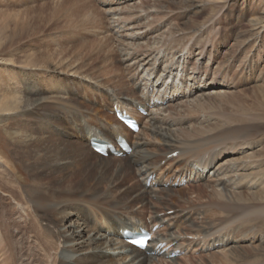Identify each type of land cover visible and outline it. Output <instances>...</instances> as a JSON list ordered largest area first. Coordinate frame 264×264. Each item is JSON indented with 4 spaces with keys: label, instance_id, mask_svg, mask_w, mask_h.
Listing matches in <instances>:
<instances>
[{
    "label": "rangeland",
    "instance_id": "1",
    "mask_svg": "<svg viewBox=\"0 0 264 264\" xmlns=\"http://www.w3.org/2000/svg\"><path fill=\"white\" fill-rule=\"evenodd\" d=\"M131 33H139V38L130 39ZM133 51L138 52L137 59L131 55ZM145 54L149 58L142 61ZM131 75L138 81L150 75L153 87L178 97L165 104H170L167 116L177 126L214 128L226 135L240 132L241 136H234L236 150L224 153L218 162L228 160L226 166L234 170L245 165L251 159L247 154L254 152V169L263 176L264 0H0V104L4 106L0 109V118H4L0 122V264L8 258L18 264L20 251L28 258L23 264H35L31 251L20 248L23 244L35 245L44 254L31 228L23 233L21 240L25 242L19 243L17 211L28 222L59 231L55 218L45 217L42 208L35 214L31 196L39 198L43 207L40 199L46 191L68 198L85 192L84 198H88L95 191L112 190L107 203L96 202L98 209L115 200L126 203L137 185H142L135 171L124 173L115 186L108 184L111 170L127 156L95 157L89 152L92 148L84 129L77 126L79 119L90 124L91 111L99 113L100 120L91 122L97 129L100 121L107 124L110 118L115 120V105L107 101L105 84L127 80L131 85ZM195 77L199 84L192 80ZM38 134H42L46 154L34 152L33 157ZM135 135L126 131L129 140ZM242 143L252 148L242 147ZM100 162H110L105 173L89 168V164ZM168 165L161 161L162 169L153 175L169 176L174 170H168ZM99 175L103 176L96 177ZM239 180L242 188L233 196L214 194L210 189L199 192L193 187L196 183L188 187L184 183L173 186L170 199L178 208L199 212L197 220L240 239L241 252L236 251L234 258L249 255L251 261L259 257L264 246V177L256 187L248 186L244 178ZM74 205H70L73 214L64 223L65 230L74 223L82 224L78 219L80 206ZM150 207H145L146 220H152ZM93 211L88 207L85 215ZM101 222L106 226V220ZM59 242L56 247L62 245ZM222 248L230 245L222 242ZM206 249L204 254L216 251L211 243ZM109 251L116 257L120 250ZM61 252V246L51 250L45 264H56V254ZM191 252L198 255V250ZM225 255L209 259L217 264L236 263ZM178 261L186 264L185 259Z\"/></svg>",
    "mask_w": 264,
    "mask_h": 264
},
{
    "label": "bare ground",
    "instance_id": "2",
    "mask_svg": "<svg viewBox=\"0 0 264 264\" xmlns=\"http://www.w3.org/2000/svg\"><path fill=\"white\" fill-rule=\"evenodd\" d=\"M132 34L133 33L129 35L130 39L139 38V33L135 35ZM136 53L138 52L133 51L131 55L135 54L137 59L139 55ZM148 55L145 54L143 59L141 58L142 61H146ZM154 65H156V62ZM170 72H172V70H170ZM152 74H154V72ZM174 75L179 76L178 73ZM122 77L124 78V76ZM130 79L131 85L127 83V80L126 82H110L109 84H105L106 89H103L109 97L107 99L108 103L111 102L116 108L127 110L138 119L141 127L137 135H135V139L129 140L126 137V131L132 132V130L130 131L117 118L115 120L110 118V121L105 120L108 122L107 124H104V120L100 121L101 126L98 127V129L94 127L91 122L94 120L98 121V119L100 120L98 117L99 113H96V111L88 112L90 124H86L79 119L77 121V126L81 131L84 129L89 144L94 138L102 139L111 146L108 147L109 150L114 148L116 153H123L124 156H127V158L119 159L120 163L111 170V177L107 179L108 184L112 183V185L115 186L117 180L121 178L124 173L135 171L139 178L143 180L142 185L140 183L137 185V189L133 190L132 195L127 198L126 203H122L119 200H112L113 202H109L107 208L98 206V209L94 207V205L107 203L106 199L114 193L112 190L108 193L95 191L88 196V198H84L86 197L84 194L85 192L79 193L81 195L68 198L66 195L64 197H58L56 194L53 195L46 191L45 196L40 199V203L44 205L43 207L39 204V198L35 199L31 196L29 201L32 203L34 211L36 212L38 209L42 208L45 212V217L47 215L55 218L58 223L57 227H59V231L57 230L55 232L51 230L50 227H48V230L47 226H43V224L40 227L39 224L35 222H28L26 219L24 220V216L20 215L19 211H17L19 222L17 224L18 228L16 233L20 240L19 243L25 242L21 240L23 238V233L31 228L36 239L35 241L39 242L43 247L42 250L44 254L39 252V249L37 250L35 245L24 247L23 244L20 248L29 249L31 251V259L35 264H45L46 255L48 256L51 250L55 249L57 251V249H60V246L62 252L56 254L58 257L56 264H181L178 261L180 258L185 259L186 264H217L215 261L209 259V257L217 259L225 254L230 260L235 259V252L240 251V246L237 244L240 239H236L228 233L225 234L223 228L219 227L220 229L218 230L217 227H214L216 225H209L204 220H197L195 216L199 214V212L190 211V209L184 207H180L181 209L176 207V203L170 199V196L174 189L173 186L175 184H181L183 181L187 182L186 187L192 185V183H196V186H193L195 190L205 192L207 189H210L214 194L221 196H233L236 192H239L243 185V181L239 180V178H244L245 181H248V186L259 184V179H262L264 174L261 176L260 170L254 169L256 166L255 161L252 159V154H254V152L247 154V157L251 159L248 158L249 161L245 165L234 167V170L232 169L233 167L230 168L228 167L229 165L226 166L225 163H227L228 160L223 163L218 162L224 153L236 150L235 147L238 145L235 142L236 138L234 136H241L240 132L236 131L234 134L226 135L220 132L217 133V129L214 128L194 126L179 127L174 120H170L167 116V113L170 111V104L165 106V104L178 99L177 96L173 95L170 97L167 92H163L162 88L153 87L154 81L150 75L141 78L144 84L143 81H138L135 76L131 75ZM192 80H194L196 84L201 82H199L196 77ZM164 81H162V84H164ZM182 81L183 76L180 81L177 82V87L175 86L176 91L180 90L179 85ZM186 88L188 89V87ZM197 88L196 86L193 91ZM137 89H139V93L136 92ZM185 90L186 89L183 88L181 91L185 92ZM38 102L40 103L41 101ZM199 102L203 101L199 100ZM63 103L65 102L63 101ZM3 107V104H0V109ZM91 108L94 110V107ZM140 109H144L146 112L141 114L138 111ZM77 111L79 110L77 109ZM2 119L4 118L1 117L0 122ZM38 135L39 142L36 150H33V157L34 152H36V154L40 152L46 154V146L42 143V134ZM120 139L124 141V144L120 142ZM228 139L231 143H228ZM124 145H127L129 149H133L131 154L124 152L125 148L122 147ZM226 145L232 147L229 148ZM242 145V147L252 148L251 144L248 143L245 145L242 143ZM89 152L95 157L105 159L93 150H89ZM175 152H179L178 155L172 156ZM90 154L88 153L87 156ZM162 155L164 156L160 160H157L156 157ZM117 159L109 158V161ZM176 159H178L177 163L175 162ZM163 160L169 164L167 167L168 170H174V172L169 174V176L164 173L165 175L163 178H156L153 174L159 167L162 169L161 161ZM109 163L110 162H100L97 165L89 164V168L100 169L102 173H105L103 171L107 169ZM247 170L252 171L246 174L245 172H247ZM102 176L103 175H99L96 177ZM169 178L171 179L169 180ZM167 184H170V186L166 187ZM104 194L105 197L102 198ZM71 204L80 206L78 219L81 220L82 224L80 226H75L76 224L74 223V226L71 225V229L65 230L66 224L64 223L70 219L68 216L71 217V214H73V211L70 209ZM147 205L151 206L148 211L150 214L148 215L152 220H146L145 218L147 215L145 207ZM85 207L86 209L92 207L94 210L92 212L93 215H85ZM221 209H227V207H221ZM200 210L203 211L202 208ZM35 214H37V212ZM135 218L140 219L142 222L135 220ZM103 220H106V226L102 225L101 221ZM179 221H181L180 226L178 224ZM157 225H159L160 229L153 231V228ZM140 227L146 229L147 227H151V231H153L155 235L154 240L150 244V248L146 250L136 248L125 241L126 237L124 234L126 230L130 232H140ZM107 234L109 236H106ZM58 241H60L62 245L56 247ZM222 242L229 244L230 248H222ZM210 243L214 246L216 251L204 254V251H208L206 247ZM157 244L164 245L156 250L155 247ZM110 249H119L120 251L117 253L118 255L114 257V255H112L114 252L110 253ZM193 249L196 251L198 250V255L191 252ZM163 250H165V252H162ZM177 250L182 253L181 256L189 253L193 254L166 260L172 252ZM260 251L259 257L251 261L247 259L249 255H239L238 259H235V264H264V246L260 248ZM19 254L20 261L18 264H23L24 260L28 258L23 257L24 252L22 251H20ZM12 255L14 254H11V256ZM17 258L18 257H16V259ZM190 259L192 261H188ZM12 263L13 261L9 258L5 260V264Z\"/></svg>",
    "mask_w": 264,
    "mask_h": 264
},
{
    "label": "snow or ice",
    "instance_id": "3",
    "mask_svg": "<svg viewBox=\"0 0 264 264\" xmlns=\"http://www.w3.org/2000/svg\"><path fill=\"white\" fill-rule=\"evenodd\" d=\"M140 243H143L142 241Z\"/></svg>",
    "mask_w": 264,
    "mask_h": 264
}]
</instances>
